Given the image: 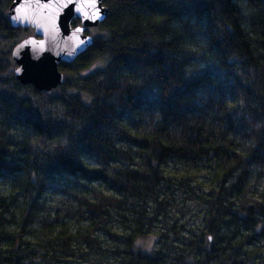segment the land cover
Instances as JSON below:
<instances>
[{"label": "trees", "instance_id": "obj_1", "mask_svg": "<svg viewBox=\"0 0 264 264\" xmlns=\"http://www.w3.org/2000/svg\"><path fill=\"white\" fill-rule=\"evenodd\" d=\"M12 1L0 264H264V0H102L50 93L14 77Z\"/></svg>", "mask_w": 264, "mask_h": 264}, {"label": "water", "instance_id": "obj_2", "mask_svg": "<svg viewBox=\"0 0 264 264\" xmlns=\"http://www.w3.org/2000/svg\"><path fill=\"white\" fill-rule=\"evenodd\" d=\"M107 14L102 0L96 4L90 0H13L7 21L13 28L34 32L11 51L15 79L45 93L63 85L59 65H70L92 45L93 38L86 32L97 28ZM73 20H79L78 26L70 25Z\"/></svg>", "mask_w": 264, "mask_h": 264}, {"label": "rangeland", "instance_id": "obj_3", "mask_svg": "<svg viewBox=\"0 0 264 264\" xmlns=\"http://www.w3.org/2000/svg\"><path fill=\"white\" fill-rule=\"evenodd\" d=\"M27 30H28L27 37L34 36V32L32 29H27ZM86 33L89 36H91L93 39L100 36V33L97 31V28H89ZM97 67H99V65L94 66V68H97ZM11 182L12 181L9 175L7 174L5 175V177L0 178V192L7 193V191L11 189ZM136 245L142 252H148L157 246V239L155 236H152L147 240L138 241Z\"/></svg>", "mask_w": 264, "mask_h": 264}, {"label": "snow or ice", "instance_id": "obj_4", "mask_svg": "<svg viewBox=\"0 0 264 264\" xmlns=\"http://www.w3.org/2000/svg\"><path fill=\"white\" fill-rule=\"evenodd\" d=\"M69 2H71V0H69ZM90 2H91L92 4H96L97 0H90ZM78 31H79V29H78Z\"/></svg>", "mask_w": 264, "mask_h": 264}]
</instances>
